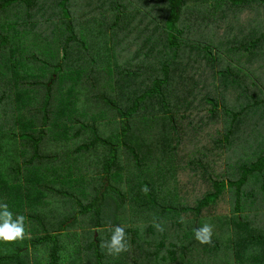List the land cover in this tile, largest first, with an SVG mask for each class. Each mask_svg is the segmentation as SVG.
Returning <instances> with one entry per match:
<instances>
[{"label":"trees","instance_id":"16d2710c","mask_svg":"<svg viewBox=\"0 0 264 264\" xmlns=\"http://www.w3.org/2000/svg\"><path fill=\"white\" fill-rule=\"evenodd\" d=\"M0 1L1 23L6 22L8 26L12 27L11 23L14 19L9 18V14L12 13L14 18L20 20H22L24 15H27L31 20L39 22V28L44 31L46 36L50 30L51 35L54 34L56 36L57 42H64L62 46L63 61H59L53 73L51 70L48 80L43 78L41 81H36V85L35 82L29 83L28 80L20 79V74L18 72L20 71V66H18L20 62L17 61L20 57V53L14 50H9L8 53V49L2 47L4 42L0 44V84H4V82L8 80L6 81V84L8 83V90H5L4 87L1 89L0 104L4 105H1L0 121H6V119L10 117H14L16 125L19 123L20 126L28 127L26 130L21 127L22 137H20L22 140L20 147L22 148L20 149L22 150L20 154L21 158L25 157L26 159V163L23 167L32 168L39 160L48 162L50 154L47 153L46 148L51 150L52 146H55L56 141L69 144L76 143L77 145V148L74 150L68 149L66 152L70 154V157L75 156L73 157V161L69 163L68 158H66L62 163L64 166L69 164L68 167L70 169H76V176H68L69 179L62 190H72L74 201L75 196L78 195V204L88 203L87 206H89V210L85 211L86 207L82 204L81 209L78 211V216L75 218V221L80 220L76 222L81 223V221H83L84 224L73 225H80L75 228L77 229L75 231L79 230L81 242L85 247L81 249L72 248L71 252L68 245L65 244V246H63L64 244L61 242V237L67 239L79 237L75 231L66 233L69 230L68 224H62L60 228L56 230L49 228L47 224H42L41 236L46 238V240L42 241L43 245H48L50 242H53V239H60V241L53 244L51 248L43 249L42 258L45 257L44 264H117L114 261V257L117 255H109L107 249H102L100 247L103 241L110 239L112 233L103 231L104 235H102V233L98 232L100 229H106L102 225L101 220V200L110 189L111 182H120L126 191L136 192V183L139 179V182H142V188L152 190L154 187L153 181L155 180L152 176L155 175L156 177L157 175L160 183L169 186L171 175L173 174L172 168H179V166L183 165H187L188 168L197 167L198 171L196 173H193L191 170L188 171L189 181L193 183L196 179V175L199 174L206 177L210 183L212 182L213 189L209 191V193L201 192L203 196L205 195L201 200V205L197 207V209L186 207L185 212L193 213V210H197L199 211L198 215L200 214L201 217L206 216L210 219H212L211 217L215 213H218L215 211L219 207V201L229 188L239 189L236 193L239 196L238 202L236 201V203L239 205H241V201H239L242 196L241 190L244 189V187L246 188L248 184H250L252 188L257 187L256 190L261 187L262 192L260 193L264 194V146L262 145L261 148L248 153L250 145L239 144V158L235 157L234 155L237 156V154H233L231 151L233 145L231 144L232 138L234 137L233 130L243 124L242 116L249 111V109L244 108L246 105L243 104V101L240 104V109L242 108L240 111L234 112V109H229L234 102H231V97L229 98L228 94L232 87L236 89L235 91L237 92L232 97L240 94V97L247 99L246 96H244V92L247 89V84L244 82L245 79L243 78V80L238 82V75L236 73L231 72L226 75L219 72L218 75H222V78L227 82L225 84L226 93H222L220 83L215 77L213 81L210 79L206 81L207 83L205 85L202 84L203 87L197 82H201L202 80L200 75L198 78L196 76L195 80L193 78L194 75H196L195 73L191 76L178 74L182 70L180 67H184L183 63L186 60L192 63V48L197 45H202L201 39L196 40L199 36L193 31V27L195 31L197 30L195 27L196 22L201 26V19H209L212 21L213 19L210 17H215L216 12H225V10L230 12L231 10L225 9V7L228 6L226 0ZM230 1L235 6L243 7L247 3L255 0ZM262 2L264 4V0ZM70 9L75 10L76 14H72ZM51 12L56 14L55 18L49 17L52 15ZM74 17L81 18L80 27L77 19ZM223 19V28L229 30L230 28H228V26L231 24L226 22V18ZM53 21H55V25H53ZM111 23L112 25H110ZM49 26L50 28L47 29ZM95 26L104 31L106 41L109 45L105 49H102L103 46L101 44H97L99 43L98 40L92 41V34ZM254 27L255 26H251L252 29H250V31H253ZM106 28L107 30L105 31ZM83 29L87 31L83 32ZM258 29L259 28L256 29V33L259 31ZM69 33H71L72 36L69 35ZM231 33L232 32H227L225 35L227 36ZM80 34L84 38L83 41L80 40ZM87 34H89L90 37L87 38ZM209 36V34H206L202 39H207ZM65 37L67 38L64 39ZM262 39H264L263 32L260 37H254L252 45H257L262 42ZM7 47L12 48V46ZM259 47L264 51V44H260ZM207 51H210V48L207 49ZM134 53L142 54L145 58H151L152 60L136 59L132 57ZM70 61L76 64V66H72ZM102 63L105 64V67L99 69L98 66ZM190 63L188 64L186 62L185 64L190 65ZM192 65L194 68L193 63ZM258 73L259 68L257 70V74ZM244 76L248 79L249 75L246 74V69ZM250 79L251 86L249 90L256 92L255 89L259 88L258 81L256 82L253 76H249V80ZM56 83L64 84L65 87H67V92H64L59 86L56 100L59 101L60 107L54 109V107L50 105V100L55 102L56 95L53 91V87ZM233 84H238L240 86L235 87ZM32 86L35 88H31ZM88 86H91L93 93H96L97 102L92 101L88 109L79 110L77 105L71 106L68 103L69 97L75 92H82ZM205 86L208 87L207 91L213 92L215 96L206 98V103L210 106L207 107L208 110L202 108L206 111L208 120L210 118L218 120L217 118L225 116L226 126L229 129L224 133L221 128H216L219 133L218 139L220 140L216 142L219 146H216L218 150L214 152L218 154L221 159L227 157L230 160L227 161L228 164L233 160L231 156L235 159H241V161H234V163L239 164L240 172L239 176L234 180L229 179V188H227V182L224 180L226 177H219V174L217 175V172H214L218 167H223L227 164H219V160L205 154L201 155L200 152H198V154L196 151L190 152L187 148V145L190 144V139L187 137L184 128L180 127L181 120L190 118L191 115L189 116V114L198 112L203 113L199 108L201 107L204 97L201 98L199 88L204 90V88H206ZM116 91L122 92L124 95L131 94L136 97L135 100H130L125 103L124 107L129 111L126 113L122 112V116L131 118V121L128 123L130 124L131 130H133V127L136 125H144V132L147 134L146 139L149 142L140 144L145 147H138V149H132V146H128V151L126 152L129 155L132 153L133 156H137L138 159L142 161L158 159L155 163L145 162L135 164L129 161L128 158V161L120 162L117 161L120 160V158L115 156L112 158L111 164H104L105 161L100 155L101 150L98 149L100 142L103 140L102 136L99 135V131H102L100 130L101 127L104 131H109L121 126L120 119L116 114V109L122 105V102L115 97L114 92ZM28 92H33L35 96H41L43 102H39L40 99H37V107H31V102L26 101V97L29 96ZM20 94L22 95L21 97ZM253 94L254 92H252L250 96H253ZM110 95L112 99L114 98L113 100L107 98ZM219 96L222 105L219 101ZM222 97H224L223 100ZM63 100L67 103L63 102ZM223 101L226 104L223 103ZM105 102L107 104H105ZM102 103L106 108L103 109ZM171 103L176 107L175 118H172V120H170V118H165V120H163L162 116H158L157 110H161V106L164 107V105L170 106ZM193 104L195 105L193 106ZM192 106L194 107L193 109H191ZM260 106L262 105L255 99L250 110H258ZM135 108L151 112V118H147L144 115V117L140 119L134 111ZM54 112L57 116L53 115ZM253 112H251V114H253ZM89 114L93 116L91 119H87V115ZM231 114H234V118ZM50 116H52L51 121L56 119V121L53 122L58 124L59 131L69 130L74 124L82 126V129L72 132V137L62 133L64 134L62 138H60L59 135L57 136L58 138L56 137L59 131L54 132L51 130V138L46 139L45 134L49 132H46L47 130L45 128L50 127ZM34 118H37V120L40 118V122L38 120V123L43 126L40 132H37L36 128L32 125L35 123ZM25 119H28V121ZM199 125L200 127L203 126L202 124ZM91 128L96 129L91 130ZM131 134H133V132ZM262 136H264V131L261 129L257 137L252 140L253 146L257 147V144H264V141L261 139ZM3 137L4 136H2L1 139ZM80 140H83V142L77 144ZM23 145L28 148L27 151ZM129 149L132 150L130 151ZM92 151L96 153L88 156V152ZM17 156H19V154H14V158H17ZM57 157L59 160L61 158V153H58ZM215 161L217 164L213 163ZM149 165H152L154 170L152 167L148 169L150 167ZM44 170H46L44 174L52 172V176L54 177V167L51 165L48 167L45 166L43 171ZM88 170L95 174L93 175L94 179H89L88 176L85 175ZM217 170L220 171V169ZM211 171L212 174H210ZM23 172L26 171L23 170L21 174H23ZM83 172L84 175H81L80 173ZM98 173L99 176H97ZM126 174L129 176L128 180L122 181L125 179ZM57 175L60 176L59 172ZM85 176L88 181L85 180ZM193 176L195 177L194 180L191 178ZM176 177L180 178V173L176 174ZM252 177H258L256 180H259L261 184L252 186L251 183L256 181L252 180ZM5 180V177L0 176V201H6V204H16V202H19L20 195L23 196L24 199L26 198L28 202L33 199L30 196H24V192H21L23 186L18 189L15 185H9V187H7L5 185ZM59 180L60 177L51 181L57 183ZM91 181L92 184L89 186V182ZM2 183H4V185ZM234 184H236V187ZM62 190H58L56 193L60 195ZM256 190H253L251 194L254 199H258L259 197ZM141 191H143V189L140 190V192ZM43 192L44 191H42V193ZM197 193L199 197L200 192L197 191ZM51 195L54 196L55 194ZM35 198H37V195L34 199ZM138 198L140 199V195H138ZM250 199L252 198L250 197ZM36 203L39 207L46 208V196H39L36 199ZM262 204H264V200ZM143 207H146V204L143 205ZM141 210L142 206L138 208V211ZM39 212L42 215L47 213L44 210ZM163 213H168V211L164 209ZM178 213L179 212H177V214ZM148 214L152 219L154 211H149ZM159 214L160 217H162V213L159 212ZM96 216L99 218L97 224L92 225V221L85 223V221L90 220L91 217ZM217 218H220L222 221H228L226 217H213V221H216ZM199 222H201L200 219L191 217L190 219L186 218L181 224H169L171 227L175 226L174 230L179 232L178 243L174 242L171 247L165 248V243L168 239H164L161 243L165 251L159 253H166L167 255L164 258H173L175 260L177 259L176 255H178V260L183 262V264H192V261L196 262L195 264H235L233 259L227 260L223 255V252H232L230 241H221L222 243L219 241L220 233L226 228L227 224H211L213 228L211 237L212 242L211 244H201L194 238V229L202 227L199 226ZM30 224L29 231L31 230V233L34 234L32 231V221H30ZM241 225L243 224H236L234 227L237 238H242L243 235L247 234L246 229L240 230L239 226ZM70 226H72V224ZM35 229H38L39 232L38 227L35 226ZM95 235L97 236L95 237ZM102 237L106 239H102ZM214 238L218 239V244H213ZM251 240L263 242L264 236L252 237ZM262 247L261 251L264 249V245ZM151 249L152 252L148 254L144 250L135 249L136 258L132 262H134V264H145L146 262L149 264L150 257L154 255V250L153 248ZM130 250L125 252H130ZM158 250L159 249H156V252H158ZM65 252H69L70 254L66 256ZM236 262L241 264L242 259L237 258ZM172 264L178 263L172 262Z\"/></svg>","mask_w":264,"mask_h":264},{"label":"rangeland","instance_id":"374dc122","mask_svg":"<svg viewBox=\"0 0 264 264\" xmlns=\"http://www.w3.org/2000/svg\"><path fill=\"white\" fill-rule=\"evenodd\" d=\"M262 1L263 0H255L253 2L247 3L243 7H240L235 6L230 0H226L228 6H226L225 9L231 10L230 12H228L227 10H225V12H216L215 17H210L211 19H213L212 21L209 19H201V26L198 25V22H196L195 27L197 30L195 31L193 27V31L199 36L196 40L201 39L202 45H197L192 48L191 58L192 63L194 64V68L192 63L186 60L183 63L184 67H180L182 70L178 73L184 74L186 76H191L193 73H195L196 75H194L193 77L195 80L196 76L198 78L200 75L202 80L201 82L197 81L199 85H205L207 83V80L212 79L213 81L215 77L220 83V89L222 88V93H226L225 84L227 82L222 78V75H218L219 72H222L226 75L230 74L231 72L236 73L238 75V82L243 80V78L245 79L244 82H246L247 80H249V76H253L256 82L258 81L259 88L255 89L257 93L255 91L249 90L250 94L254 92L249 103L252 105L254 103V100L257 99V101L262 106L258 107V114H251L249 118L243 117L242 120L244 125H239L237 127V131H235L234 137L232 138L233 145L231 147V151L233 154H237V156L234 155L237 158H239L238 153H240L238 150L239 144H246L248 146L250 145L248 153L261 148L262 145L264 146V144H257L256 147L252 144V140L257 137L258 133L261 132V129L264 131V51L259 47L262 42L258 43L257 45H252V40H254V37H260L262 32L264 34V4ZM70 11L72 14H76L75 10L70 9ZM55 16L56 14L52 13V15L49 17L55 18ZM9 18L14 19V21L11 23L12 27L8 26L6 22L1 23L0 20V44L4 42L2 47H6L5 49H8V53L9 50H14L15 52L20 53V57L17 59V61L20 62L18 65L20 66V71H18L20 74V79L28 80L29 83L35 82V85L36 81H41L43 78L48 80V76L50 75L51 70L53 73L56 70V66L58 65L59 61H63L62 46L64 42H57L56 36L54 34L51 35L50 30L48 32V35L46 36L44 31L39 28V22L31 20L27 15H24L22 20H20L18 18H14L13 14L11 13L9 14ZM74 18L77 19L78 25L80 27L81 18ZM223 18H226V22H229L231 24L230 26H228V28H230L229 30H227V28H223ZM53 25H55V21H53ZM110 25H112V23ZM251 26H255L253 31H250V29H252ZM49 28L50 26L47 29ZM257 28H259V31H257L256 33L255 29ZM106 30L107 28L105 29V31ZM86 31V29H83V32ZM226 31L232 33L226 36ZM206 34H209L210 36L207 39H202V37H204ZM69 35L72 36L71 33H69ZM86 36L87 38L90 37L89 34H87ZM66 38L67 37H65L64 39ZM80 38L81 41L84 40L81 34ZM95 40H98L99 43L97 44H101L103 46L102 49H105L109 46L106 41L104 31L97 26L94 27V32L92 34V41ZM7 46H12V48ZM209 48L212 53L210 51H207V49ZM132 57L136 59L141 58L142 60H152L151 58H145L142 54L134 53ZM70 62L72 66H76V64H74L72 61ZM186 62L188 64L190 63V65H186ZM101 67H105V64H99L98 68L100 69ZM258 68L259 73L257 74ZM245 69L246 74L249 75L248 79L244 76ZM6 81L4 82V84H0V95L1 89L3 87L5 88V90H8V83L6 84ZM249 81L250 87L251 79ZM233 85L235 87L240 86L238 84ZM59 86L63 89L64 92H67V87H65L64 84L56 83L54 85L53 91L56 95L55 102H52V100H50V105L53 106L54 109L60 107L59 101L56 100V97H58L57 95ZM205 87L206 88H204V90H201L199 88L201 98L204 97L199 109H201L203 113L206 114V111L204 109L210 107L206 103V98L209 96H215L213 95V92L207 91V86ZM31 88L35 87L32 86ZM235 90L236 89H233L231 87V90L228 94L229 98L231 97V102H234L229 109L240 111L242 109H240L241 102L243 101V104L245 105L247 103V100L240 97V94L232 97L237 93ZM28 94L29 96L26 97V101L31 102V107H37V99H40L39 102H43V98L41 96H35L33 92H28ZM95 94V92L93 93L92 87L88 86L82 92L79 91L73 93L69 97L68 103L71 106L77 105L79 110L88 109V107L91 106L92 101L97 102V97L95 96ZM114 95L122 102V105L116 109V114L120 119L121 126H119V128L117 129H111L109 131H104V129H102L101 127L100 130L102 131H99V135L102 136L103 140L100 142L98 149L101 150L100 155L101 158L105 161L104 164H111L112 158L115 156H118L120 158V160H117L120 162H126L129 159V161H132L135 164L145 162L155 163L158 159L142 161L139 160L137 156H133L132 153L131 155H129L126 152L128 151V146H132V149H138V147H145L140 144L149 142L146 139L147 134L144 132V125H136L133 127V130H131L130 124H128L131 121V118L122 116V112L126 113L129 111L124 107L125 103L129 102L130 100H135L136 97L131 94L124 95L122 92L117 91L114 92ZM21 96L22 95L20 94V97ZM111 97L112 96L110 95L107 98L113 100L114 98L112 99ZM246 97L247 99L250 98V96L248 95H246ZM223 98L224 97H222V100ZM63 102L67 103L65 100H63ZM223 103L225 102L223 101ZM105 104L107 103L105 102ZM1 105L4 104H0V109ZM194 105L195 104H193V106ZM193 106L191 107V109L194 108ZM102 107L103 109L106 108L103 103ZM244 108L249 109L248 106H244ZM175 109L176 107L171 103L170 106H161V110H157V114L158 116H162L163 120H165V118H170V120H172V118H175ZM134 111L137 114V117H139L140 119H142L144 115L147 118H151V112L149 111H143V109L140 108H135ZM249 111L253 112L255 110L251 111L249 109ZM53 115L57 116L55 112ZM52 116H50V127L45 128L47 130L46 132H49L45 134L46 139L51 138V130L54 132L59 131L58 124L54 123L56 119L53 120L54 122L51 121ZM91 117L93 116H91L90 114L87 115V119H91ZM14 119V117H10L9 119H6V121H0V139L2 136H4L0 140V176L5 177V185L7 187H9V185H15L18 189L23 186L21 192H24V196H30L33 199L28 202L26 198L24 199V197L20 195L19 202H16V204H7L9 210L13 212L14 218L15 215L24 216L25 237L24 239L17 240L15 242L0 241V264H44L45 257L42 258L43 249L51 248L52 245L58 243L60 239H53V242H50L48 245H43L42 241L46 240V238H43L41 236L42 224H47L49 228H52L54 230L60 228L62 224H68L69 230L66 233H72L77 230L75 228L80 226H73L74 224H84L83 221H81V223H78L80 220H76L78 222L75 221L76 216H78V211L81 209V205L84 204V206L86 207L85 211L89 210L87 202L78 204V195L75 196V201L77 203L73 200L74 196L71 192L72 190H62L65 187L67 180L69 179L68 176H76V169H70L68 167L69 164L64 166L62 163L64 162V160H66V158H68L69 163L73 161V157L75 156L70 157V154H67L66 152L68 151V149L74 150L75 148H77V145L76 143L69 144L56 141L55 146H52L51 150L49 148H46L47 153L50 154V159H48V162L45 160H39L37 161L38 163L34 164L35 166H33L32 168H25L23 166L26 163V159L25 157L21 158L20 154L22 150L20 149L22 148L20 147V143L22 140L21 127L25 130L28 129V127L20 126L19 123L18 125H16ZM25 120L28 121V119ZM34 120L35 123L32 124L34 128H36L37 130H39L40 128L43 129V126L38 123V120L40 122V118L38 120L37 118H34ZM223 124H226L225 116H221V123H215L213 124V127L221 128V130L225 133L226 130L229 129L226 125L222 126ZM216 125H219L220 127H215ZM180 126H189L188 120L182 119L180 122ZM80 129H82V126L74 124L69 128V130H60L58 134H56V137L59 135V137L62 138L64 134H66L67 136L70 135L72 137V132L78 131ZM93 129L96 128H91V130ZM200 131L202 132L204 131V129L200 128L199 132L194 131V134L199 137L201 134ZM205 131H208L206 127ZM132 132L133 134H131ZM194 134H186L190 139V144L187 145V148L190 152L196 151V153L198 154V149L195 145L196 139ZM217 137H219V135ZM261 139L264 141V136H262ZM82 142L83 140H80L77 144H80ZM24 147L27 151L28 148L26 146ZM198 147H200L199 144ZM132 149L129 150L131 151ZM216 150H218V147L214 146L209 149V152L214 156V159L219 160V164L227 165L218 167L217 169H220V171L216 169L214 170V172H217V175L219 174V177H226V179L224 180L227 182V188H229L230 180H234L236 177H238L240 172V168L238 166L239 164L234 163V161H241V159H235L233 156H231L233 160L228 164L227 161L230 160L227 157L223 159L219 158L218 154L214 152ZM16 153L19 154V156H17V158H14V154ZM58 153H61V158L59 160L57 157ZM95 153V151H92L88 152L87 155L91 156ZM213 163L217 164L216 161ZM49 165L54 167V177L52 176V172L49 174H44L46 173V170L43 171L44 167H48ZM149 166L150 167L148 169H150L151 167L153 168L152 165ZM23 170H25L26 172H23V174H21ZM189 170H191L193 173H196L198 171L197 167L188 168L187 165L179 166V168H172L173 174L171 175L169 186H165L163 185V183H160L159 177L157 175L156 177L155 175L152 176L153 179L155 178V180L153 181L154 187L152 190L148 189L147 192H140V190L144 188H142V182H139V179L136 183V192L126 191L122 187L120 182L110 183V189L101 200V220L102 225L106 229H100L98 232L102 233V235H104L103 231L112 233V229L115 226L123 225L126 231L127 242L130 245L129 250L131 249L130 252H122L123 254L114 257L115 263L134 264V262H132L136 258L134 250L138 249L139 247L141 250L146 249L148 253L151 252L149 248H153L154 255L150 257L149 264H172V262L183 264V262H180L178 260V255H176L177 259L175 260L173 258H164L167 254L159 252L165 251V248L171 247L174 242L178 243L179 232L174 230L175 226L171 227L169 226V224H181V217H183V222L186 218L190 219L192 217L194 219L201 220V222H199V226H203L204 223L227 224L226 228L220 233L221 235L219 236L220 243L226 241H230L231 243L232 252H228L229 254L227 252H223L224 257H226L227 260L233 259L235 264H239L238 262H236V259L240 258L242 259L241 264H263L264 249L262 251L261 249L263 248L262 246L264 245V241L260 242L251 240L252 237L264 236V204H262L264 200V194L260 193L262 192V188L260 187L258 191L256 190L257 187L252 188L250 184H248L246 188L244 187V189L241 190L242 196L239 200L241 201L240 204L242 206L236 203V201L238 202L239 198L236 193L239 189L236 188V191V189L229 188L226 191L225 195L219 201V207L215 211L218 213H215L211 217L212 219L206 216L201 217L200 214L198 215L199 211L193 210V213H188L185 212V208L193 207L197 209V207L201 205L202 198L205 196H203L201 192L209 193V191L213 189L212 182L210 183L206 179V177L197 174L195 180L194 176L191 177L194 180L192 183L191 181H189ZM58 172L60 176L57 175ZM179 173L180 178L176 177V174ZM80 174L84 175V172ZM205 174L207 175L206 172ZM210 174H212V171L210 172ZM85 175L88 176L89 179H94L93 175L95 174L88 170ZM86 176L85 180L88 181ZM97 176H99V173L97 174ZM58 177H60V180L57 183H53L51 181L53 179H57ZM128 178L129 176L126 174L125 179H123L122 181L128 180ZM256 178L258 177H252V180H256ZM2 184L4 185V183ZM89 184V186H91L92 181L89 182ZM259 184H261L259 180L251 183L252 186H258ZM234 185L236 187V184ZM38 190L44 192L36 194V191ZM58 190H62V193L60 195L56 193V191ZM253 190H256V193L259 194L258 199H254L253 195H251ZM52 191L54 193H51ZM197 191L200 192L199 197ZM43 194H46V208H41L36 203V199L41 195L44 196ZM51 194L55 195L52 196ZM36 195L37 198L34 199ZM138 195H140V199L138 198ZM250 197L252 199H250ZM0 203L6 204L7 202L0 201ZM145 204L146 207H143V205ZM140 206H142V210L138 211V208ZM164 209H166L168 213L164 214ZM41 210H44L47 213L42 215L39 212ZM149 211H154L152 219L148 214ZM159 212L162 213V217H160ZM177 212H179L180 214H177ZM213 217H226L228 221H222L220 218H217L216 221L214 220V222ZM30 221H32V231L34 232V234L31 233V230L29 231V227L31 225ZM89 221H92V225H94L98 223L99 218L97 216L91 217V219L85 221V223H88ZM71 224L72 226H70ZM236 224H243L239 226L240 230H247V234L243 235L242 238H237V233L234 229ZM157 225H159V227L163 230H158ZM35 226L39 228V232L38 229H35ZM78 231H75L79 235L78 238L67 239L65 237H61V242L62 244H64L63 246H65V244L68 245L71 252L72 248L81 249L82 247H85V245L81 242V236ZM36 232L38 233L35 234ZM96 236L97 235H95V237ZM102 239L106 238L102 237ZM164 239H168V241L165 243V248L161 243ZM213 241V244H218V239L214 238ZM156 249H159L158 252H156ZM68 254L70 253L67 252L66 256H68ZM192 262V264L196 263L194 261ZM145 264H147V262Z\"/></svg>","mask_w":264,"mask_h":264},{"label":"clouds","instance_id":"9594fccd","mask_svg":"<svg viewBox=\"0 0 264 264\" xmlns=\"http://www.w3.org/2000/svg\"><path fill=\"white\" fill-rule=\"evenodd\" d=\"M143 191L147 192L145 188ZM183 222V217H181ZM158 230L163 229L157 225ZM213 228L211 224L205 223L202 227L194 229V238L201 244H211ZM25 237V218L23 215H15L9 210L7 204L0 203V241L15 242ZM107 249L109 255H119L129 250V243L126 238V231L123 225H117L112 229L109 240L103 241L100 245Z\"/></svg>","mask_w":264,"mask_h":264},{"label":"crops","instance_id":"0c3cea01","mask_svg":"<svg viewBox=\"0 0 264 264\" xmlns=\"http://www.w3.org/2000/svg\"><path fill=\"white\" fill-rule=\"evenodd\" d=\"M256 30V29H255ZM262 44H264V39L262 40ZM246 84H247V89L245 90L244 92V96L248 95L250 96V93H249V84H250V81L247 80L246 81ZM247 98V97H246ZM245 99V98H243ZM247 100V103L245 104L246 106L251 107V104L249 103V101L251 100V96L250 98L246 99ZM240 110V109H239ZM234 112H238V111H235L233 110ZM255 111H258V110H255ZM254 114H258V112H253V115ZM191 115V116H190ZM249 115V116H248ZM251 115V112L250 111H247L243 116L242 118H249ZM190 118L186 119L188 120V123H189V126L187 127H183L185 132L187 134H194V131L195 132H199V129L202 128L204 129V131H200L201 134L199 137H197L195 134V139H196V142H195V145L198 149V152L201 153V155H207V156H210V157H214L210 152H209V149L211 147H214V146H219L216 144V142L220 139H218V135L219 133L217 132L218 130H216V128L213 127V124L217 123V124H220L221 123V117L220 118H217L218 120L216 119H212L210 118L208 120L207 118V115L205 113H201V112H198V113H195V114H189ZM231 116H233L234 118V114ZM208 120V121H207ZM243 122V120H242ZM232 123V122H231ZM199 124H202L203 126L200 127ZM226 125V124H225ZM224 124L222 126H225ZM244 124H242L243 126ZM181 127V126H180ZM205 127L208 129V131H205ZM215 127H220L219 125H216ZM235 131H237V128L233 130L234 134H235ZM233 134V135H234ZM186 142V141H185ZM187 143V142H186ZM198 144L200 147H198ZM232 144V143H231ZM200 155V156H201ZM38 193H42L41 190H38L36 191V194ZM51 193H54L53 191ZM44 196H46V194H43ZM149 248V247H148ZM138 249H140L138 247ZM152 252V249L149 248ZM145 252H147L146 249H143ZM148 254V252H147Z\"/></svg>","mask_w":264,"mask_h":264},{"label":"flooded vegetation","instance_id":"af4514ba","mask_svg":"<svg viewBox=\"0 0 264 264\" xmlns=\"http://www.w3.org/2000/svg\"><path fill=\"white\" fill-rule=\"evenodd\" d=\"M37 130V129H36ZM41 131V128L39 130H37V132H40Z\"/></svg>","mask_w":264,"mask_h":264}]
</instances>
